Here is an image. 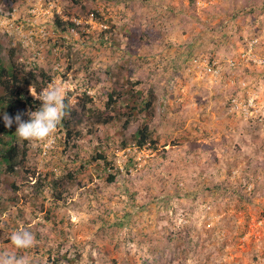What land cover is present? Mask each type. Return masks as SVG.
<instances>
[{
  "label": "rangeland",
  "instance_id": "obj_1",
  "mask_svg": "<svg viewBox=\"0 0 264 264\" xmlns=\"http://www.w3.org/2000/svg\"><path fill=\"white\" fill-rule=\"evenodd\" d=\"M0 42L74 85L81 133L30 143L27 167L61 179L59 198L1 192L0 251L26 229L31 264H264V0H17L0 4ZM124 79L154 92V152L131 141L141 115L126 131L96 124ZM248 98L250 115L232 109ZM105 135L109 169L90 163Z\"/></svg>",
  "mask_w": 264,
  "mask_h": 264
},
{
  "label": "trees",
  "instance_id": "obj_2",
  "mask_svg": "<svg viewBox=\"0 0 264 264\" xmlns=\"http://www.w3.org/2000/svg\"><path fill=\"white\" fill-rule=\"evenodd\" d=\"M16 1L0 0V4L5 3L8 6H12ZM56 25L57 27L68 29L74 27L73 23H62L60 19L56 20ZM98 37L101 39L102 35L99 34ZM15 55L16 49H6L0 42V193L3 191L18 193L29 188L34 197H38L43 191H47L54 198H59L57 186L60 184L58 182L61 179L49 181L46 174L44 176H35L31 169L27 167L30 143L17 137L15 133L18 125L15 122L11 128H6L4 124L5 114L14 118L17 113H21L23 114L22 120L28 121V114L38 110L41 106V102L31 95L30 87L39 95L47 82L51 81L47 72L38 69L36 66L28 69L23 63L15 59ZM139 84L140 82L138 81L124 79L119 92L115 90L109 92L104 109H109L111 113L106 115L102 113L96 124L107 127L118 123L121 130L126 131L130 123L141 115L140 125L131 136V141L137 150L149 148L150 151L154 152L156 150V142L152 139L153 133L149 125L154 119L152 104L155 96L152 90L144 95L137 89ZM64 102L67 106L66 112L68 114L63 119L59 130L64 133L67 140L65 144L68 145L69 141L72 140L74 142L75 138H79L81 133L74 131L71 127L73 112L70 108V101L65 98ZM92 130L93 126L88 129L89 134L94 132ZM111 140V137L107 135L103 139H98L100 150L98 149L91 155L90 163H101L103 168L107 167L108 169L111 167V163L105 158L103 152V146H107ZM120 146L121 148H127L128 143L121 140ZM30 178H34L32 184L29 180ZM69 179L72 180L73 178L69 176ZM106 179L107 182L111 183L115 177L109 174ZM7 201L1 202L0 197V208H3ZM61 259L64 258L61 257Z\"/></svg>",
  "mask_w": 264,
  "mask_h": 264
},
{
  "label": "clouds",
  "instance_id": "obj_3",
  "mask_svg": "<svg viewBox=\"0 0 264 264\" xmlns=\"http://www.w3.org/2000/svg\"><path fill=\"white\" fill-rule=\"evenodd\" d=\"M73 87L74 85L68 81L56 80L42 90L38 96L35 95V90L30 87L31 95L41 102L40 108L28 114V121L22 120L23 114L21 113H17L14 118L5 114V127L11 128L15 122L18 125L15 134L19 139L31 144L51 146L55 142L63 119L68 114L64 100L67 91ZM10 240L16 251H0V264H31L28 255L18 253L27 252L35 247L37 243L35 235L29 230L21 229L14 231Z\"/></svg>",
  "mask_w": 264,
  "mask_h": 264
},
{
  "label": "built area",
  "instance_id": "obj_4",
  "mask_svg": "<svg viewBox=\"0 0 264 264\" xmlns=\"http://www.w3.org/2000/svg\"><path fill=\"white\" fill-rule=\"evenodd\" d=\"M69 29L74 33V30H77V26L74 24V27H70ZM252 44L253 43L248 45V48L246 49V51L242 55L243 58L246 57L247 55H249V56L251 55V48H252L251 45ZM256 62L264 64V61H262V59H257ZM192 63L196 64L197 60H193ZM230 66L231 67H235V64L234 63H230ZM203 67H204L205 72L210 74V75H216L217 76L221 72L220 66L215 61H211L210 63H207L205 65L203 64ZM53 82H54L53 79H51V81L47 82V84L45 85L44 89L47 88L48 85L53 83ZM252 102H253V98H248L247 102L243 103V105H241L236 99H233L231 101V105H232V109H236V110L241 109L245 115H250L249 108L252 106Z\"/></svg>",
  "mask_w": 264,
  "mask_h": 264
}]
</instances>
